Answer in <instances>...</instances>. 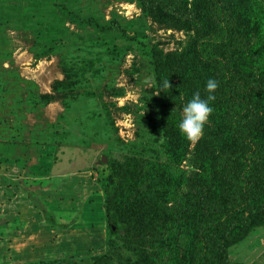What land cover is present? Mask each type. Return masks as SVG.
Returning <instances> with one entry per match:
<instances>
[{"label": "rangeland", "instance_id": "374dc122", "mask_svg": "<svg viewBox=\"0 0 264 264\" xmlns=\"http://www.w3.org/2000/svg\"><path fill=\"white\" fill-rule=\"evenodd\" d=\"M165 1L175 16L139 0H0V264H190L201 203L226 189L211 159L236 141L214 100L197 140L178 129L210 71L194 56L201 0ZM224 1L264 128V0ZM126 162L107 208L110 164ZM229 225V261L264 264V196Z\"/></svg>", "mask_w": 264, "mask_h": 264}, {"label": "trees", "instance_id": "16d2710c", "mask_svg": "<svg viewBox=\"0 0 264 264\" xmlns=\"http://www.w3.org/2000/svg\"><path fill=\"white\" fill-rule=\"evenodd\" d=\"M163 2V3H162ZM139 0L141 9L150 13L176 15L175 3L165 0ZM203 19L196 27L194 56L209 69V78L218 81L214 101L225 111L223 124L235 139L236 146L213 155V175L226 184L218 197L206 198L196 231L190 264H242L230 262L220 249L219 239L227 231L229 220L246 210L254 194L264 196V128L256 110L254 98L257 85L254 77L240 72L233 65L236 52L246 46L245 38L235 31V18L224 0H201ZM108 184L104 188L106 207L112 203L109 191L119 189L133 178L129 163L110 164ZM245 232L241 231L238 237Z\"/></svg>", "mask_w": 264, "mask_h": 264}, {"label": "clouds", "instance_id": "9594fccd", "mask_svg": "<svg viewBox=\"0 0 264 264\" xmlns=\"http://www.w3.org/2000/svg\"><path fill=\"white\" fill-rule=\"evenodd\" d=\"M169 86V81H165ZM218 87L215 78H208L205 88L208 92L206 97H202L199 91L192 94L186 101L182 109V118L178 121V129L190 140H197L203 133L204 123L213 111L211 101L215 99L214 90Z\"/></svg>", "mask_w": 264, "mask_h": 264}]
</instances>
